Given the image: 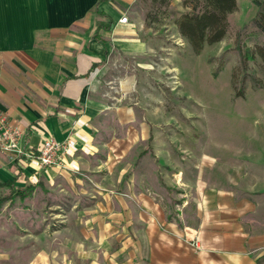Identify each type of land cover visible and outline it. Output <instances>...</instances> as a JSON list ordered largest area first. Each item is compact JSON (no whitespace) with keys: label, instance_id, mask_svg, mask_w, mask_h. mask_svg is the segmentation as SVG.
Returning a JSON list of instances; mask_svg holds the SVG:
<instances>
[{"label":"crops","instance_id":"1","mask_svg":"<svg viewBox=\"0 0 264 264\" xmlns=\"http://www.w3.org/2000/svg\"><path fill=\"white\" fill-rule=\"evenodd\" d=\"M137 1L0 0V113L30 146H77L46 171L0 152V195L69 202L58 225L9 212L0 264H264V145L221 151L161 128Z\"/></svg>","mask_w":264,"mask_h":264},{"label":"rangeland","instance_id":"2","mask_svg":"<svg viewBox=\"0 0 264 264\" xmlns=\"http://www.w3.org/2000/svg\"><path fill=\"white\" fill-rule=\"evenodd\" d=\"M194 0H138L142 39L151 45L152 110H163L166 130L187 144L220 148L264 145V61L256 55L243 62L241 52L264 44L253 21L257 7L252 0H237L229 15V32L216 44L196 53L181 35L175 21L191 11ZM131 63V62H130ZM243 92V93H242ZM244 94L238 97L237 94ZM161 100V104H159ZM10 193L0 196H9ZM69 202L50 193L20 199L11 194L0 204V231L11 211H26L29 220L58 225ZM63 215V214H62Z\"/></svg>","mask_w":264,"mask_h":264},{"label":"trees","instance_id":"3","mask_svg":"<svg viewBox=\"0 0 264 264\" xmlns=\"http://www.w3.org/2000/svg\"><path fill=\"white\" fill-rule=\"evenodd\" d=\"M257 7V15L253 24L259 34L264 37V0H252ZM191 11L180 16L174 23L181 35L189 42L198 54L206 44L212 45L221 42L229 32V15L238 8L237 0H194L189 6ZM100 16H105L99 13ZM99 29H112L111 21L106 24L99 23ZM258 55L264 61V44L257 46L254 52L246 50L241 52L243 62L254 60ZM243 93V92H242ZM237 94L243 97L244 94ZM32 187L26 190L11 191L9 196H0V204L11 199V194L25 199L33 192Z\"/></svg>","mask_w":264,"mask_h":264},{"label":"built area","instance_id":"4","mask_svg":"<svg viewBox=\"0 0 264 264\" xmlns=\"http://www.w3.org/2000/svg\"><path fill=\"white\" fill-rule=\"evenodd\" d=\"M127 23L125 16L120 20ZM26 131L0 113V152L6 154L12 163H36L46 171L51 168L68 169L69 158L77 152L76 142L67 139L59 142L54 138H43L40 147L26 143ZM198 249V243L194 244Z\"/></svg>","mask_w":264,"mask_h":264}]
</instances>
